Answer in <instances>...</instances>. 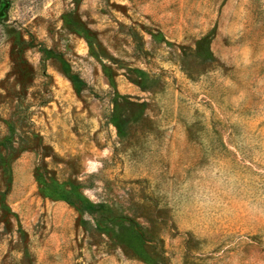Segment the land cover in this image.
Instances as JSON below:
<instances>
[{
    "label": "rangeland",
    "instance_id": "1",
    "mask_svg": "<svg viewBox=\"0 0 264 264\" xmlns=\"http://www.w3.org/2000/svg\"><path fill=\"white\" fill-rule=\"evenodd\" d=\"M0 264H264V0H0Z\"/></svg>",
    "mask_w": 264,
    "mask_h": 264
}]
</instances>
